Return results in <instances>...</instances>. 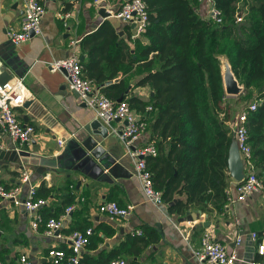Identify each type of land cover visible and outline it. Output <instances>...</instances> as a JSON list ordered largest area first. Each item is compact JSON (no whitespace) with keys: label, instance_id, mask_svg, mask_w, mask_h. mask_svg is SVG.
Wrapping results in <instances>:
<instances>
[{"label":"crops","instance_id":"obj_1","mask_svg":"<svg viewBox=\"0 0 264 264\" xmlns=\"http://www.w3.org/2000/svg\"><path fill=\"white\" fill-rule=\"evenodd\" d=\"M42 1L46 12L41 20V35L15 47L8 41L7 31L10 27L16 28L20 25L23 7L20 0H0V67L2 58H10L14 72L7 68L11 75L7 81L16 77L23 79L31 98L14 113L22 124L31 125L35 129L33 141L23 149L30 155L28 158H21L17 163L8 165L0 163V184L8 188L20 185L22 199L27 196L31 185L36 186L37 191L42 188L50 189L47 204L37 211L43 220L62 217L64 201L68 196L73 198L74 209L62 220L59 237L49 238L43 235L44 226L41 225L37 231L31 229V216L23 207L0 200V261L4 264H15L21 254H26L34 264H50L47 251L51 248L68 250L67 237L70 232L86 227L92 229V237L102 238L96 248L86 246L83 251V256H87L86 259L95 264H106L105 257L112 251H118L129 239L138 238L131 235L135 230H147L152 238L156 234L158 241L150 244L137 256L120 254L119 256L129 264H201L194 257L193 251L199 248L204 232H210L215 241L224 245L227 251L236 250L239 257L236 264H251L252 261L258 260L248 240V234L264 232V196L252 195L244 202L231 203L220 215L197 210L200 212L199 219L193 222H179L185 215L176 216L169 213L167 206L157 208L146 201L133 173V161L113 131L114 129L119 132L122 126L120 122L111 123L109 136L101 143L106 151L131 173V177L118 179L112 184H100L81 172L72 170L77 146L86 137L82 129L98 118L93 110L81 106L83 103L69 89L65 74L61 71L51 72L49 65L56 60L68 58L72 54L69 42L72 39L81 41L104 21L112 24L120 38L128 41L127 36L132 37L131 41L127 42L132 47V53L135 52V40L141 45H146L148 41L143 36L134 37L130 25L113 17L104 20L99 16L101 6L115 13L125 0H99V8L93 4L96 0ZM197 2L196 11L205 19L207 7L203 2ZM65 11L71 13V18L65 21L67 27H64L63 21L57 17L58 13ZM76 53L81 61L83 55L80 43ZM223 62L229 66L226 60ZM224 66L223 64L222 69ZM143 73L132 68L118 80H124L128 85L125 95L150 103V89L134 87ZM56 95L63 96L61 103L65 105L64 109L56 110L59 105L54 101ZM240 95H226V100H236ZM26 103L28 104L25 105ZM135 112L138 116L141 115ZM58 140L63 142L61 146ZM148 140L149 133L146 132L135 143V147L148 145ZM6 146H10L8 141ZM233 150L235 151L234 145ZM40 162H45L42 165L46 168L42 175L36 172ZM21 167L30 174L29 184L20 183ZM237 183L229 177L227 189L232 197L235 195ZM105 201H114L122 207L133 205L134 212L127 219L110 221L97 209ZM206 223L209 225L204 227ZM109 229L113 230L112 236L108 235ZM237 235L242 237L240 246L235 245ZM124 247L127 250L129 245Z\"/></svg>","mask_w":264,"mask_h":264},{"label":"trees","instance_id":"obj_2","mask_svg":"<svg viewBox=\"0 0 264 264\" xmlns=\"http://www.w3.org/2000/svg\"><path fill=\"white\" fill-rule=\"evenodd\" d=\"M142 1L149 20L142 36L148 43L141 45L135 40L132 53L127 43L132 37L128 35V41L120 38L112 24L104 21L80 41L85 57L83 76L106 97L126 100L138 113L152 108L147 132L155 155L146 157L145 162L169 213L184 216L199 210L220 215L227 204L232 146L228 125L232 109L222 82L223 60L244 88L241 98L256 104L247 117L248 141L264 183V0H213L221 11L220 25L198 15L197 0ZM241 10L245 22L236 23L235 14ZM132 68L144 72L134 87H148L153 93L150 103L125 95L128 85L118 78ZM50 194V189L42 188L35 198L47 199ZM72 202L68 196L64 210ZM113 234L109 229L108 235ZM92 235L87 247L96 248L102 238ZM157 241L156 234L152 238L144 230L142 236L129 239L105 257L106 264L122 253L137 256ZM86 258L82 256L81 264H95Z\"/></svg>","mask_w":264,"mask_h":264},{"label":"built area","instance_id":"obj_3","mask_svg":"<svg viewBox=\"0 0 264 264\" xmlns=\"http://www.w3.org/2000/svg\"><path fill=\"white\" fill-rule=\"evenodd\" d=\"M203 2L207 7V17L205 20L215 24H222L221 11L215 6L213 0H198ZM23 7V16L20 25L16 28L10 27L7 31V39L13 46L29 41L33 37L42 33L41 20L45 15V5L42 0H20ZM99 8V0L93 2ZM104 8L103 6H101ZM105 11H107L105 9ZM111 17L116 18L127 25H134V37L142 36L148 25V14L145 3L142 0H125L115 13L107 11ZM57 17L63 21L64 27H67L66 20L71 18V13L65 11L58 13ZM243 13L235 14V22L240 23L243 20ZM79 39H72L69 46L72 54L65 59L52 62L49 65L51 72L64 70L66 81L69 89L75 92L81 103L85 107L93 110L96 117L101 123L111 128V123L119 120L121 128L117 134L120 143L126 148L129 157L133 161V173L137 179L141 191L149 203L157 208L167 206L161 196V192L156 190L152 182V174L147 169L145 158L155 155V149L148 144L136 148L135 143L147 132V119L152 111L147 107L143 114L138 116L129 106L126 100L114 101L106 97L100 90V87L83 76V67L76 53ZM31 98V94L23 82L22 78H14L5 82H0V151L11 150L15 152L24 151V147L31 144L35 136V129L31 125L22 124L14 111L21 108L25 102ZM256 109V104L251 103L247 107L239 110L234 122H229V129L232 135V141L235 142L239 158L243 165V178L235 187V195L231 196L226 189L227 204L224 209L231 203L244 202L252 195L264 196V183L258 177L257 169L252 161L251 147L248 141L247 117L250 112ZM125 123V124H123ZM6 141L10 146H6ZM59 146L63 144L58 140ZM30 174L21 170L20 183L30 182ZM36 186H29L27 196L22 199V187L12 186L6 188L0 185V200L10 201L16 207H23L31 216L30 227L37 231L42 225L44 226L43 235L49 238L59 237L58 231L62 226V220L73 211L74 206L67 207L64 214L59 219L49 218L43 220L37 214V211L47 204L43 198H35ZM133 205L120 206L114 201H105L98 206V212L110 221H119L120 219L129 218L134 212ZM236 226L238 223L236 222ZM92 229L87 228L83 231H73L68 237V250L51 248L47 251V257L50 264H81L83 251L88 245L89 237L92 235ZM132 236L140 237L142 232L135 230ZM248 240L252 244L255 255L258 260L252 261L251 264H264V232H251L248 234ZM242 237L238 236L235 245L240 246ZM196 260L201 264H236L239 257L236 250L227 251L226 247L215 241L210 232H204L200 239V246L193 251ZM0 264H4L0 261ZM15 264H34L26 254H21ZM109 264H129L127 260L117 257L110 261Z\"/></svg>","mask_w":264,"mask_h":264},{"label":"water","instance_id":"obj_4","mask_svg":"<svg viewBox=\"0 0 264 264\" xmlns=\"http://www.w3.org/2000/svg\"><path fill=\"white\" fill-rule=\"evenodd\" d=\"M98 14L104 20L111 17L110 13L106 12L104 8H101L98 11ZM130 26L132 29H134V25ZM119 35H122V33H119ZM83 60L84 57L81 56V62H83ZM7 68L9 70L13 69L10 58H2V66L0 67V80L7 81V79L11 78V75L8 73ZM61 72L65 74L64 70H61ZM222 82L225 94L227 96L235 97L242 94L244 91L243 87H241L234 78L228 65L224 66V71L222 73ZM109 84L110 82L107 83V85ZM73 93L75 97L78 96L75 92ZM152 96L153 93L151 94V97ZM54 97V101H57V103H59L58 107H56L58 109L56 110L64 109L65 105L61 103L63 100V96L56 95ZM121 100L122 99L120 98L118 102H120ZM27 104L28 103H26L25 105ZM81 106L85 107L84 104H82ZM114 122H119V120H116ZM82 130L85 132L86 137L83 138L77 146L75 152L77 156L75 157V161H73L72 166L73 171H79L89 179L100 184H112L118 179H128L131 177V173L121 163L117 162V160L114 159L103 147V143H101V141L108 138L109 130L101 123L100 120L94 119L89 124L85 125ZM233 145L235 151L233 150ZM29 156L30 155L24 151H20L18 153L15 151H0V163L4 165H8L9 163H17V161L21 158L26 159ZM44 163L45 162H40L41 165H39V167L36 169V172L40 175H42L46 170L45 165H42ZM227 168L229 176L231 178H233L237 182L242 180L243 165L239 158L238 150L234 141H232ZM21 169H23V167H21ZM176 202L177 200L171 202L168 206L171 207ZM199 216L200 212L194 210L190 214L187 213L185 217H181L179 219V222H193L199 219ZM208 225L209 223H206L203 226L207 227Z\"/></svg>","mask_w":264,"mask_h":264},{"label":"rangeland","instance_id":"obj_5","mask_svg":"<svg viewBox=\"0 0 264 264\" xmlns=\"http://www.w3.org/2000/svg\"><path fill=\"white\" fill-rule=\"evenodd\" d=\"M240 6L242 7V3L240 4ZM242 9V8H241ZM241 12H243L242 10H241ZM244 20V19H243ZM245 22V20L243 21V23ZM223 64L224 65H226L225 64V62H223ZM222 71H224V67H223V69H222ZM241 86V85H240ZM241 87H243V86H241ZM244 89V88H243ZM243 93H245L244 91H243ZM241 95H243V94H241ZM239 96V97H237L236 98V100H234V99H230V100H228V102H227V100H226V102L228 103V105L231 107V119H230V122H234V120L236 119V117H237V115H238V112H239V110L241 109V108H243V107H245V106H247V105H249V104H251V101H248V100H246V101H244L241 97L242 96Z\"/></svg>","mask_w":264,"mask_h":264}]
</instances>
